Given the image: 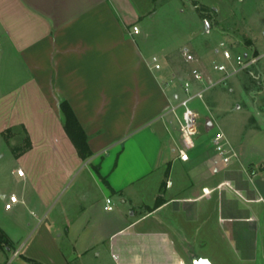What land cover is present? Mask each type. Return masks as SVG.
Here are the masks:
<instances>
[{
	"label": "crops",
	"instance_id": "1",
	"mask_svg": "<svg viewBox=\"0 0 264 264\" xmlns=\"http://www.w3.org/2000/svg\"><path fill=\"white\" fill-rule=\"evenodd\" d=\"M166 1L0 0V226L12 241L0 264H264V169L249 171L264 156L245 160L232 136L237 155L225 162L208 121L190 159L179 157L171 83L189 75L191 50L156 68L139 36ZM25 135L30 147L16 155ZM11 193L19 202L6 209Z\"/></svg>",
	"mask_w": 264,
	"mask_h": 264
},
{
	"label": "rangeland",
	"instance_id": "2",
	"mask_svg": "<svg viewBox=\"0 0 264 264\" xmlns=\"http://www.w3.org/2000/svg\"><path fill=\"white\" fill-rule=\"evenodd\" d=\"M191 5L196 6L197 9H193ZM203 5L208 8L198 11L200 6L204 7ZM214 6L219 8L218 12L213 10ZM152 23L154 24L152 33L148 35L141 33L139 36L147 52L156 55L162 67L170 57L180 56L181 48L187 46L208 77L215 81L206 90L203 100L195 99L191 103L200 112L199 131L204 128L208 130L206 123L211 121L209 128L215 126L213 133L220 128L230 141V137L233 136L244 142L245 160L250 158L256 161L262 158L264 156V0H204V2L168 0L158 9V16ZM221 41L233 51L254 53L259 59L250 67L224 77L223 73L212 69L213 60H224L223 48L219 46ZM171 84L180 95L176 101H180L185 96L183 80L175 78ZM262 164L264 162L257 166H249V171L251 167L259 169ZM222 166L221 163L220 168ZM181 170V167L177 166L174 173L175 177H178L176 180L182 182L184 178L181 180L183 176ZM68 200L69 191L65 194V201ZM125 207V213L131 216L132 208L129 204ZM12 234L16 236V233Z\"/></svg>",
	"mask_w": 264,
	"mask_h": 264
},
{
	"label": "built area",
	"instance_id": "3",
	"mask_svg": "<svg viewBox=\"0 0 264 264\" xmlns=\"http://www.w3.org/2000/svg\"><path fill=\"white\" fill-rule=\"evenodd\" d=\"M134 31H138V26H133ZM222 49L223 61L213 60L212 69L224 74V77L230 75L241 69H246L253 65L259 56L254 53L233 51L224 41L219 43ZM219 50V48H217ZM186 61L193 63L189 75L180 77L183 80V90L185 96L178 102L177 105L171 107V111L176 115L180 138L182 141L179 147V157L187 161L190 159V149L195 145V135L199 132V116L200 112L191 103L195 99L203 100L206 90L214 84L215 81L211 80L202 66L199 64L198 59L188 49L183 50ZM154 66L160 68L161 65L158 62V57L154 55L152 57ZM212 142L218 153L223 155L225 162H229L233 156L237 153L232 146L226 133L219 129L214 133ZM18 174L23 175V169H18ZM19 202V197L16 193H11L5 202V208L11 209ZM105 209H113V200L111 197L106 198ZM19 254V249L14 251V255Z\"/></svg>",
	"mask_w": 264,
	"mask_h": 264
},
{
	"label": "trees",
	"instance_id": "4",
	"mask_svg": "<svg viewBox=\"0 0 264 264\" xmlns=\"http://www.w3.org/2000/svg\"><path fill=\"white\" fill-rule=\"evenodd\" d=\"M204 7L200 6L198 11L199 10L204 11V9L208 8L207 6H204ZM61 108L65 115L64 127L68 135L71 137L72 141L74 142L82 158L83 159L88 158L89 156L92 155V151L88 146L86 133L80 126L71 105L69 104L67 100H63L61 101ZM4 134H5V137L8 139L15 133L13 132L11 128H7L4 130ZM29 147H30V139L28 135H25L23 138V143L13 146L12 150L16 155H20L22 152H24ZM256 169L257 168L255 167L254 168L251 167L250 172L253 173L256 171ZM259 169H264V164L260 165ZM96 170L98 171L97 168ZM162 200L163 199L159 198L156 204L159 205L162 202ZM0 246L3 248H12V241L10 240L7 233L4 231V229L1 226H0ZM65 264H71V263L67 262Z\"/></svg>",
	"mask_w": 264,
	"mask_h": 264
},
{
	"label": "water",
	"instance_id": "5",
	"mask_svg": "<svg viewBox=\"0 0 264 264\" xmlns=\"http://www.w3.org/2000/svg\"><path fill=\"white\" fill-rule=\"evenodd\" d=\"M207 25L209 26L208 21L206 20ZM211 124V121L208 123ZM195 264H213L208 258L202 257L195 260Z\"/></svg>",
	"mask_w": 264,
	"mask_h": 264
}]
</instances>
